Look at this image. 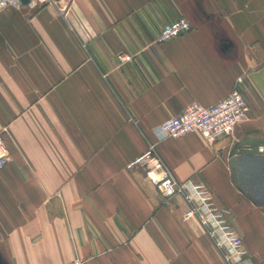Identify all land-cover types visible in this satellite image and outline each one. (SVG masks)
<instances>
[{
    "label": "crops",
    "instance_id": "1",
    "mask_svg": "<svg viewBox=\"0 0 264 264\" xmlns=\"http://www.w3.org/2000/svg\"><path fill=\"white\" fill-rule=\"evenodd\" d=\"M56 1L0 10V264H224L184 197L127 167L150 143L264 264V191L240 184L264 185V0ZM180 18L190 29L158 42ZM234 87L248 115L231 135L158 140L163 120Z\"/></svg>",
    "mask_w": 264,
    "mask_h": 264
},
{
    "label": "built area",
    "instance_id": "2",
    "mask_svg": "<svg viewBox=\"0 0 264 264\" xmlns=\"http://www.w3.org/2000/svg\"><path fill=\"white\" fill-rule=\"evenodd\" d=\"M22 0H0V10L7 6H17ZM28 4H57L56 0H28ZM190 23L184 18L165 23L158 36V42L177 37L190 29ZM123 60H129L125 55ZM242 81L238 77L237 83ZM248 105L240 90L232 91L217 103L204 106L196 101L190 102L181 113L167 118L158 124L154 132L158 140L180 137L191 131H198L208 141L231 135L234 126L247 118ZM9 158V151L0 136V168ZM141 165L148 180L155 185L166 198L181 194L188 204L184 218L196 216L206 234L220 250L224 264H251L243 247L242 237L236 233L228 220V209L214 203L211 192L203 183L189 180L179 181L164 162L156 147L150 143L143 153L131 161L127 167ZM65 264H84L80 258H74Z\"/></svg>",
    "mask_w": 264,
    "mask_h": 264
},
{
    "label": "water",
    "instance_id": "3",
    "mask_svg": "<svg viewBox=\"0 0 264 264\" xmlns=\"http://www.w3.org/2000/svg\"><path fill=\"white\" fill-rule=\"evenodd\" d=\"M22 1L23 2H28V0H22ZM263 146H264V144H263ZM242 153L246 154L248 152L247 151H243ZM260 159H264V157L261 156ZM240 184H241V186L244 189H246L248 192H250L252 194H258L260 191H264V185H262V182L245 183L243 181H240Z\"/></svg>",
    "mask_w": 264,
    "mask_h": 264
},
{
    "label": "rangeland",
    "instance_id": "4",
    "mask_svg": "<svg viewBox=\"0 0 264 264\" xmlns=\"http://www.w3.org/2000/svg\"><path fill=\"white\" fill-rule=\"evenodd\" d=\"M261 142L264 143V138H262Z\"/></svg>",
    "mask_w": 264,
    "mask_h": 264
}]
</instances>
